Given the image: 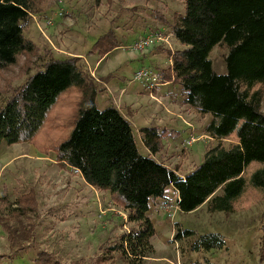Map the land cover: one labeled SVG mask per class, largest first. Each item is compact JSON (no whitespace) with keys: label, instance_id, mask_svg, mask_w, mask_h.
<instances>
[{"label":"trees","instance_id":"1","mask_svg":"<svg viewBox=\"0 0 264 264\" xmlns=\"http://www.w3.org/2000/svg\"><path fill=\"white\" fill-rule=\"evenodd\" d=\"M48 0H0V70L16 64L21 55L37 54L24 37L31 16ZM109 1V0H108ZM183 14H174L168 26L182 48L166 51L170 67L160 72L161 83L178 85L188 105L200 116H210L204 134L215 144L206 147L200 164L184 176L155 160L165 131L144 127L140 139L148 155H142L130 123L109 105L96 106L97 87L79 64L81 58L44 59L20 90L0 105V146L31 143L56 97L74 87L83 94L72 131L50 147L56 163L69 168L91 187L107 191L127 215V231L92 258L69 264H143L153 258L155 229L148 211L151 201L163 199L168 189L176 194L181 213L203 206L209 213L233 211L232 202L245 191L244 173L253 163L251 187L264 198V0H182ZM114 31L100 36L88 55L103 58L116 50ZM116 35V34H115ZM224 50L225 71L213 70L211 54ZM98 89H100L98 87ZM99 91V90H98ZM230 137L235 142L224 144ZM9 201L0 196V228L10 253L35 244L34 195ZM260 263H264V214L260 222ZM173 243L179 256L185 252L207 255L225 248L218 234L197 235L175 226ZM32 264H63L53 253L39 251Z\"/></svg>","mask_w":264,"mask_h":264},{"label":"rangeland","instance_id":"2","mask_svg":"<svg viewBox=\"0 0 264 264\" xmlns=\"http://www.w3.org/2000/svg\"><path fill=\"white\" fill-rule=\"evenodd\" d=\"M183 12L182 0L46 1L40 12L31 16L24 30V37L37 47V54L31 57L21 55L15 65L0 70V105L20 90L44 59L81 58L78 63L97 87L95 103L98 109L115 106L132 127L125 104L133 105L140 99L150 103L149 97L160 101L154 92L160 85L152 88L145 82L135 81L134 74L139 69H148L160 75L170 67L166 51L180 48L168 26L172 24L174 14ZM46 20H50L51 25L44 27ZM108 30L114 31L120 48L102 62L94 63L100 59L99 55H88L87 52ZM147 36H160L164 40L155 42L142 54L128 48ZM129 54L141 57L142 61L117 66V59L125 57L132 60L128 58ZM223 55L222 49H215L211 54L216 73L225 71ZM170 86L176 92H172L169 98L165 96L161 102L173 115L162 108L166 116L159 118L161 126H150L165 131L160 151L154 158L184 176L200 164L205 148L215 142L204 134V127L211 117L198 115L184 104L180 87L175 83ZM123 88L131 91L129 98L121 90ZM256 89L261 91L264 113V85H258ZM140 92L148 98H132V95L139 96ZM82 101L81 92L74 87L67 89L56 97L31 143L1 144L0 196L6 195L12 201L31 191L37 211L31 214L36 222L35 244L22 252H9L6 235L0 228V264H32L39 251L53 253L63 264L96 257L104 247L112 245L127 231V215L120 204L107 191L89 186L80 174L60 167L49 149L71 133ZM156 113L159 114V110ZM148 117L150 115L145 118ZM132 129L140 153L148 155L140 139L141 128ZM235 141L230 137L224 140V144ZM260 167L253 163L246 169L243 176L245 191L232 202L233 211L229 213H209L205 206L190 213H181L172 189L167 190L165 198L151 201L148 216L155 229L151 241L155 255L143 264L203 261L205 255L202 253L185 252L183 257L179 256L177 245L172 240L176 225L195 231L199 236L218 234L223 238L225 248L206 256L212 264H264L259 260L264 198L258 189L251 187L252 172Z\"/></svg>","mask_w":264,"mask_h":264},{"label":"crops","instance_id":"3","mask_svg":"<svg viewBox=\"0 0 264 264\" xmlns=\"http://www.w3.org/2000/svg\"><path fill=\"white\" fill-rule=\"evenodd\" d=\"M176 44H178L179 48H182V46L179 43L176 42ZM118 48H120V46ZM118 48L116 50H119ZM116 50H114V51H116ZM114 51L110 52L109 54H107L103 58H100L99 60L96 59L94 63L102 62V60H104L105 58H108V56L111 55ZM129 56H130V54H129ZM128 58H131V59L133 58V59L128 60L125 57L121 58V59H117V62H116L117 66H119L121 64L123 66V65H125V63H129V62L142 61V58L141 57L138 58V56L137 57L136 56H133V57L130 56ZM143 61L146 62V59L145 60L143 59ZM169 62H170V60H169ZM170 85H171V82L162 83L158 87V89H155V90H157V91H154L155 97L158 98L160 101H158L155 97L154 98L156 99V101H153V99L152 98L150 99V97H149V100H150L149 102L153 105H150V103H147V102L145 103L142 99H140V98H144V99L148 98V97H145L144 95H141V92H140L139 96L132 95V98H135V99L139 98L140 99V100H137V103H133V105H131V103H128V105L125 104V108L127 109L128 116L130 115V120H132V122H131L132 127L137 129V127L144 128V127H150V126H161V124L159 122V118L161 119V118H164L166 116L164 111H162L163 109L166 112H168L169 114L173 115L172 113L169 112L168 108H166L161 102L162 98H164L165 96L167 98H169V97H171L172 92H176V90L172 89ZM121 90L125 91L124 92L125 96H127V97L131 96V91L126 90V88H123ZM183 100H184V96H183ZM158 110L160 112L159 114L156 113ZM146 115H150V117L145 118ZM126 117H127V115H126ZM168 118L170 119L171 117H168ZM176 122H177V119H176Z\"/></svg>","mask_w":264,"mask_h":264},{"label":"built area","instance_id":"4","mask_svg":"<svg viewBox=\"0 0 264 264\" xmlns=\"http://www.w3.org/2000/svg\"><path fill=\"white\" fill-rule=\"evenodd\" d=\"M44 24H45L44 27L50 26L51 21L46 20L44 21ZM38 28L40 29L39 26ZM162 40H164V38H161L160 36L158 37L147 36V37H144L142 39H139L133 42L132 44H130V46H128V48L142 54L146 50L152 48L155 42H159ZM133 79L135 81L145 82L148 85H150L152 88H155L158 85H161L160 75L158 73H153L148 69H139L137 72H135Z\"/></svg>","mask_w":264,"mask_h":264}]
</instances>
